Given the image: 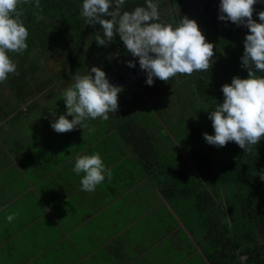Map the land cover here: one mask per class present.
I'll list each match as a JSON object with an SVG mask.
<instances>
[{
  "label": "crops",
  "instance_id": "obj_1",
  "mask_svg": "<svg viewBox=\"0 0 264 264\" xmlns=\"http://www.w3.org/2000/svg\"><path fill=\"white\" fill-rule=\"evenodd\" d=\"M64 51L69 50L59 51V65ZM93 66L86 62L75 74L85 75L84 70ZM98 67L110 83L122 87L119 95L128 96L129 76L112 62ZM75 74L60 77L42 60L29 78L31 94L20 88V78L2 82L0 264H205L194 241L116 133L112 113L107 121L88 119L87 127L63 134L51 128L50 112L55 111L57 118L66 112L62 93ZM135 98L128 102L137 105ZM131 116L151 135L156 148L168 152L162 144L170 137L169 129L157 111L147 106ZM168 146L176 155V145L171 141ZM92 154L100 155L112 175L109 180L105 174L95 191L87 192L81 190L84 174L77 175L73 168L76 157ZM8 215L15 217L10 223Z\"/></svg>",
  "mask_w": 264,
  "mask_h": 264
},
{
  "label": "trees",
  "instance_id": "obj_2",
  "mask_svg": "<svg viewBox=\"0 0 264 264\" xmlns=\"http://www.w3.org/2000/svg\"><path fill=\"white\" fill-rule=\"evenodd\" d=\"M39 2L40 9L34 8V0L21 6L24 15L20 19L29 32L27 49L22 54L8 53L18 74H9L6 82L20 78L17 82L26 93L39 62L53 55L54 50H69L62 57L73 75L101 48L96 44L92 26L86 25L81 15L83 0ZM145 5L146 0H126L124 8L132 11ZM254 9L253 19L259 22L257 14L264 11V0H258ZM200 15L204 23L207 18L202 12ZM221 25L219 22L218 26L204 27L212 32L208 37H213L217 51L211 73H206L211 75L207 84L214 96L208 107H200L191 87L196 75H187L192 117H177L178 123L183 124L184 139L174 142L176 155L156 148L151 135L131 115L120 117L114 129L194 241L205 264H264V244H260L256 234L257 228L264 230V180L259 175L264 173V139L252 152L245 153L235 142L216 147L203 137L204 133L214 135L209 112L223 103L222 86L230 84L233 77L248 76L241 60L248 29L230 21ZM71 74L64 77H72ZM257 75L264 76V72ZM175 129L174 134H179L180 130ZM224 150L229 153L227 159ZM220 155L224 160L218 163Z\"/></svg>",
  "mask_w": 264,
  "mask_h": 264
},
{
  "label": "clouds",
  "instance_id": "obj_3",
  "mask_svg": "<svg viewBox=\"0 0 264 264\" xmlns=\"http://www.w3.org/2000/svg\"><path fill=\"white\" fill-rule=\"evenodd\" d=\"M257 2L220 0L218 19L248 29L241 58L248 76L233 77L230 84L222 86L223 103L209 112L214 135L203 134L210 145L224 147L235 142L245 153L252 152L264 139V76L257 75L264 72V11L257 14L259 22L253 19ZM28 3L30 0H0V83L6 81L9 74H18L17 65L8 53L22 54L28 47L29 32L20 19L24 15L21 6ZM125 3L126 0H83L81 15L85 24L100 25L102 29V35L96 32L98 46L107 47L118 34L127 53L138 58L149 86L153 85L154 78L167 83L177 74L191 76L197 71H210L215 45L206 41L195 20L184 16L174 27L161 22L159 5L153 0H146L145 6L132 11L123 10ZM33 6L40 9L39 0H34ZM126 63L130 68L135 67L132 60ZM73 80L62 93L66 112L58 118L55 111L50 112L51 128L59 134L87 127L88 119L107 121L109 113L119 110L122 87L111 84L100 67H91L85 75L75 74ZM73 172L84 174L81 190L87 192L95 191L105 174L109 180L112 175L99 154L76 157ZM259 175L264 180V173ZM14 218V215L6 217L9 223Z\"/></svg>",
  "mask_w": 264,
  "mask_h": 264
},
{
  "label": "rangeland",
  "instance_id": "obj_4",
  "mask_svg": "<svg viewBox=\"0 0 264 264\" xmlns=\"http://www.w3.org/2000/svg\"><path fill=\"white\" fill-rule=\"evenodd\" d=\"M153 2L159 5V9L161 13V22L171 23L175 27L178 24L179 19H182L184 16H187L189 19L195 20L197 22L203 35L206 37V41L213 44H214L213 37L212 38L208 37L209 35H212V32L207 31L208 29H205L206 25L213 26V24H215L218 26L219 22L222 25L226 24V21H221L218 19V17H215V19H211L210 16L212 12L213 15L216 14L217 16H219L220 12L218 8H219L220 0H212L213 9L211 8L212 5L211 0H153ZM207 8L212 9L209 10L210 14L206 15L207 18L210 19L211 21H208V19H206L204 23H202L200 19L201 18L204 19V18L200 14L201 12L206 13ZM123 9L126 10V8ZM92 29L95 32V34L96 32H100V34L102 35V29L100 25L92 26ZM98 50L99 51H97V53L94 56H91V59L88 61V64L98 67V64L103 62H112L113 65L115 63V65H117L119 69H121L125 74H127L130 77L131 80V82L129 83L130 87L128 86L129 87L128 90H130V92L128 93V96L130 97L131 94H134V97L131 98H128V96L119 95L118 97L119 110L115 114L112 113V116L114 115L113 117L116 120H119V118L124 116L125 114L131 115L133 112L137 113L138 110L141 109L143 110L147 106L151 107L153 112L157 111V116L159 117V119L161 120L163 119V123L165 124L164 128L169 129L171 138L169 136H166L167 144L163 143L162 147L163 148L168 147V152L172 153V148L168 146V143H171V141L173 143L177 142L178 141L177 139H182V140L184 139L183 131H182L183 124H181V122L180 124L178 123L177 117H180L181 115L182 117H184V119H190L192 117L191 115L192 106L190 105V103H193V100L190 90L186 85L187 75L177 74L175 77L169 79L167 83L154 78L153 85L149 86L146 84L147 74L146 72L140 69L138 58L132 57L131 54L127 53L125 46L120 40L118 34L115 36L114 42L110 43L107 47L101 46V48H99ZM59 51L62 52L63 50H57L56 53L53 54L54 56L43 58V62L45 67L50 68L51 73L56 75L59 74L60 77H63V75L65 74H70V72L66 69L63 62L61 65H59V60H61V57H58V55H60L61 53V52L59 53ZM117 53L119 54L118 56L116 55ZM216 53L217 51L214 48V56L216 55ZM100 59L103 60L100 61ZM128 60L134 61L135 67L133 68L128 67L126 63V61ZM90 69L91 68L84 70L83 73L88 74V71H90ZM141 73H142V77H139ZM206 73L208 72L197 71L192 74V75H196V78H193L191 80L192 82L191 87L193 89L194 95H196V98H198L197 101L199 102L200 107H202V105L203 106L206 105L205 107H208L209 100L214 96V92L212 88L209 86V84H207V80H210L211 75L207 76ZM3 86L4 85L0 83V90L3 89L2 88ZM5 90L7 92L6 87ZM135 97H138L137 105L134 103L131 104V102L134 101ZM150 98L152 102L148 103ZM128 99H130L131 102H128ZM133 106H135L136 108H133ZM139 107H141V109H139ZM110 114L111 113H109L108 115L111 116ZM174 125H178V129L180 130V132L179 134L171 135V130L174 128ZM152 128L155 127L152 126ZM210 152H213V149H210ZM224 152L226 154L225 159H227L229 153L228 151L225 150ZM220 158L221 155L217 158L218 163L224 160ZM224 203H226V201H224ZM256 234L260 244H264V230L259 227L256 230Z\"/></svg>",
  "mask_w": 264,
  "mask_h": 264
},
{
  "label": "flooded vegetation",
  "instance_id": "obj_5",
  "mask_svg": "<svg viewBox=\"0 0 264 264\" xmlns=\"http://www.w3.org/2000/svg\"><path fill=\"white\" fill-rule=\"evenodd\" d=\"M211 3H212V5H211V8L213 9V2H212V0H211ZM209 5H210V3H209ZM212 9H208L207 8V12L206 13H204V15L206 16V15H209L210 13H209V10H212ZM219 9V8H218ZM217 10V9H216ZM211 16V19H215V17H218L216 14H214L213 15V12H212V14L210 15ZM206 18H207V16H206ZM208 19V18H207ZM201 20V19H200ZM208 21H211L210 19H208ZM127 75V74H126ZM128 76V75H127ZM139 77H142V73H141V75H139Z\"/></svg>",
  "mask_w": 264,
  "mask_h": 264
}]
</instances>
